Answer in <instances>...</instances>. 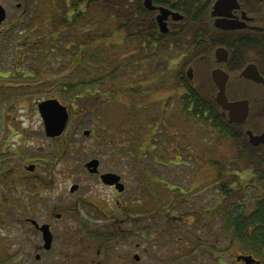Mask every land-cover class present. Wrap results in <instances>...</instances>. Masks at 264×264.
I'll return each instance as SVG.
<instances>
[{"label":"flooded vegetation","instance_id":"1","mask_svg":"<svg viewBox=\"0 0 264 264\" xmlns=\"http://www.w3.org/2000/svg\"><path fill=\"white\" fill-rule=\"evenodd\" d=\"M170 1H179L168 7L182 17L169 15V43L153 63L93 64L87 78L80 68L67 65L62 73L51 65L43 68L40 80L17 71L34 65L4 64L14 72L0 78L23 80L0 79V231L5 236L0 249L27 246L37 261L53 248L79 257L90 251L85 258L94 264H143L147 257L159 262L164 257L157 249L166 248L171 256L185 249L193 253L185 262L194 263L187 264L205 262L204 257L213 264H246L243 256H251L247 264H264L259 254L264 251H246L232 234L238 220L255 209L250 183L234 201L227 195L211 200L206 184H200L198 194L190 192L197 173L191 175L192 168L208 163L207 86L215 88L212 99L217 92L213 69L228 74L229 100L244 97L240 84L249 86L248 117L261 127L254 133L264 128V85L240 75L253 63L264 77V58L254 45L239 55L234 47L264 39V0H230L215 13V0ZM153 4L166 6L163 0ZM222 21L239 26L216 24ZM28 35L3 32L0 38L16 44ZM217 47L226 50L225 60L215 56ZM51 99L67 112L60 132L59 116L46 122L41 110L51 106ZM193 118L200 119L199 144L191 142V127L186 129ZM212 228L219 232L209 239ZM183 230L186 240L176 236ZM225 231L227 242L222 241Z\"/></svg>","mask_w":264,"mask_h":264},{"label":"trees","instance_id":"2","mask_svg":"<svg viewBox=\"0 0 264 264\" xmlns=\"http://www.w3.org/2000/svg\"><path fill=\"white\" fill-rule=\"evenodd\" d=\"M158 2L160 0H154ZM166 6L173 7L177 5L179 1L163 0ZM48 2V13L50 19L47 25H50L51 29L47 33H30L26 37H20L16 40V44L11 45L7 42L0 43V55L12 57V62L16 64H37L40 65V61L44 59L46 53H55L61 51L68 55L72 68H83L87 65L82 62L87 55V62L94 55L96 61H98L99 53H91L90 49L93 50L94 46L99 43H104L105 40L102 38L112 37L115 31L123 32L122 40H120L119 47L120 52L114 53L111 56V62L113 64L125 63L126 60L121 59L122 55L129 54L130 61L126 64H134L139 60L144 62H155L159 60L162 54L157 56V53H164L162 46L166 49L167 43H169V33L159 35L158 26L155 20V12L147 10L142 0H47ZM179 7V6H176ZM99 11L104 13L114 23V29L109 30L105 33H91V32H79L77 25L87 20L91 10ZM184 16H186L184 14ZM39 17H34V21L30 23L35 26V20ZM39 22L37 21V24ZM44 23V21H43ZM19 25V23H17ZM21 25V24H20ZM13 28H10L9 33H13ZM112 35V36H111ZM35 37V38H32ZM114 38V37H112ZM11 40V39H8ZM100 40V41H98ZM12 41V40H11ZM10 41V42H11ZM255 46L257 50L261 52L264 58V39L258 40L255 44L235 43L234 47L238 53H241L245 47ZM108 48V47H107ZM79 53L80 57L77 59L75 55ZM55 56L54 54H52ZM98 57V58H97ZM127 58V57H123ZM106 60V63H110ZM31 68L30 73L41 74V69ZM18 72L24 71V69H18ZM87 71V70H85ZM11 73V72H8ZM208 125L209 123L216 128L224 137L232 139L236 145L238 153L232 158L240 159L243 162L244 168H248L252 171L253 182L264 181V144L259 146L252 145L248 140L246 129L250 128L252 131L257 132L260 128L255 124L251 123V115L249 118L241 124L229 123L226 118L221 117L220 107L211 98L210 93L214 91L212 85H208ZM241 92V96L250 97L251 95L247 88L238 89ZM256 95L259 97V91ZM261 105H264L261 104ZM264 121V120H263ZM261 162V164H259ZM225 167V166H224ZM217 179L219 181L218 189H220L221 195H227V198H239L244 190V183L241 182L240 176L236 173L224 176L225 171L221 166L218 169ZM226 177V178H224ZM234 182H237L238 188L233 186ZM235 197V198H234ZM234 198V199H233ZM236 207V205H235ZM236 216V215H235ZM240 226L233 230V238L239 240L241 246L247 250L264 251V197L257 200L255 209L250 213L249 217H246L243 221L238 220ZM245 223V224H244ZM252 227V228H250ZM184 261H186L188 255H192V250H183L180 252ZM187 263H194L184 262Z\"/></svg>","mask_w":264,"mask_h":264},{"label":"rangeland","instance_id":"3","mask_svg":"<svg viewBox=\"0 0 264 264\" xmlns=\"http://www.w3.org/2000/svg\"><path fill=\"white\" fill-rule=\"evenodd\" d=\"M23 3V6L25 4L27 5L29 3V6L27 7L28 9V14H27V19H31L34 16H37L41 14L37 20H35V26H33L31 23L29 25H26L24 22V25H16V22L18 20L19 14L21 13V9L16 8V1L15 0H0V3L5 7L7 10V18L2 26L0 27V33H9L10 28H13V35H20V33H24L25 30L29 33H47L51 29L50 25H47L48 20L50 19L49 13H48V2L47 0H20ZM40 11V13H39ZM34 21V20H30ZM37 21L39 22L37 24ZM44 21V23H43ZM114 29V23L109 17H107L104 13L95 11L94 9L91 10L89 17H87V20L84 22H81L80 24L77 25V29L75 32L78 30L79 32H91V33H105L109 30ZM123 32H118L115 31L112 37L108 38H102L105 40V46L104 43H99L96 46H94L93 50L90 49L91 53H99V58L98 61L94 60L95 56L92 55L91 59H89V62H87V55L85 56L84 61L82 62L83 64L88 65V69L90 71V66L93 64L97 65H104V64H110L111 65H119V64H126L127 62L130 61L131 58H129L130 53H126L125 55L121 56V59L126 60L125 63H119V64H113L111 62L112 60L110 59L111 56L114 53L120 52L121 48L119 47L120 40H122ZM7 36V35H6ZM32 38H35L32 36ZM100 41V40H98ZM13 44V43H12ZM108 47V48H107ZM47 55L44 56V59L40 61V65L44 66H51V65H58V68L61 70L60 72L62 73H67L68 67L70 61L68 55L64 54L61 51H56L55 53H46ZM54 54L55 56H53ZM2 55L0 56V73L2 71H6L5 68H3L4 64L8 62L11 64L12 60L10 59L11 57L5 59L1 58ZM80 57V54L77 53L75 55V58L77 59ZM123 57H127L126 59ZM108 60L110 63H106L105 61ZM137 63H151V62H144L143 60H139ZM36 65L37 64H32ZM31 69V68H27ZM98 69V68H97ZM51 70V68H50ZM87 70V68H86ZM80 71V70H79ZM81 73H84L83 71H80ZM80 75H84L81 74ZM3 81L9 80V79H22V77L15 78V77H8V78H0ZM26 79H29L28 77ZM32 79H39V76L35 74ZM245 84V83H244ZM241 87L238 86V89L240 88H249L247 84L242 85L240 84ZM251 90L254 87H250ZM34 89V86L32 85V90ZM207 89L209 90V86H207ZM256 89L261 90L259 87H256ZM255 91V89H254ZM241 96V95H239ZM245 97V96H244ZM251 97V96H250ZM249 97V98H250ZM247 98V96L245 97ZM249 101V100H248ZM258 104H260V101H258ZM251 123L253 126H255V123L257 122V119H254L253 116L251 115ZM249 118V117H248ZM247 118V119H248ZM199 118H193L191 121V124L187 127L186 129L189 130L191 129V142L199 144V137L201 134L200 130V125H199ZM115 121V120H114ZM263 122V120H262ZM112 123L115 124L112 120ZM112 124V125H113ZM114 127V126H113ZM205 143L207 146L208 150V163L206 167H200L198 166L197 168H192L191 170V175L193 172L195 173V176L193 177V183L192 185L195 186L194 190H191L190 192H198L200 191V184L203 186L206 184V195H208L211 200L216 197V195H221L220 194V189H218L219 181L217 179L218 176V169L219 166L224 169L225 174L224 176H228L229 174H238L240 176V180L242 183L247 184L250 183V193L252 195H256L255 202L257 199H260L264 197V181L263 182H253V177L251 175V172L248 168H244L243 162L240 161V159H234L232 158L235 154L238 153L236 145L234 141L228 137H224L216 128H214L210 123L206 126L205 130ZM147 138L145 139L146 142ZM193 164V163H192ZM194 165V164H193ZM195 166V165H194ZM225 166V167H224ZM226 178V177H224ZM202 181V183H200ZM205 181V182H203ZM184 187L188 188L189 184L187 182H181ZM211 200L208 201L209 204L211 203ZM239 201V200H237ZM254 205L249 206V208H252ZM209 219V217H208ZM4 232V231H3ZM3 232L0 231V237L1 240L5 239V236L3 235ZM219 231L217 229L212 228L208 229L207 237L209 239H214ZM187 231H177L176 236L178 237L181 235L182 240L188 239V236L186 235ZM226 231L224 234V238L222 241L227 242L228 237L226 235ZM9 249H11V252L13 251L14 253H9ZM95 247L92 250L93 254L95 252ZM158 251L162 253L164 260L157 262L154 258H145L143 259V264H185L184 259L180 255L181 253L176 252L173 256H171L168 252H164L166 248H159L157 249ZM256 251V250H255ZM104 252H102L103 254ZM259 254H262L261 256L264 257V253L261 252ZM78 255V254H77ZM76 254H66L63 252H59L58 248H53L51 252H48L41 260H36L34 259V251L32 248H28L27 246L22 247V248H5L4 246L1 247L0 249V264H94L90 263L88 261L89 256H91L90 251L77 256ZM155 255H160L159 253L156 252ZM228 254H225L227 256ZM161 256V255H160ZM171 256L170 259H168ZM205 256V255H204ZM83 257H88L86 260L83 259ZM95 258H99V256H95ZM205 262H200L198 264H213L212 258H207L204 257Z\"/></svg>","mask_w":264,"mask_h":264},{"label":"water","instance_id":"4","mask_svg":"<svg viewBox=\"0 0 264 264\" xmlns=\"http://www.w3.org/2000/svg\"><path fill=\"white\" fill-rule=\"evenodd\" d=\"M230 0H215L214 4H213V12L215 13L217 12V10H220L221 8L225 7L227 5V3ZM153 1L152 0H143V5L145 8H147L148 10H155L158 9L159 12L156 15V21L158 24V28L160 30V32L162 33H166L168 31V26H167V19L169 17V15H171V17L173 19H179L182 17L181 14H179L178 12H174L172 11L170 8L165 7V6H161L160 5H154L152 4ZM17 6H20V3L17 4ZM6 18V10L3 7V5L0 3V24L5 20ZM218 26L220 27H238L239 25H236V22H234L233 25H228L227 23H225L224 21L221 22V24L216 23ZM254 28H256V30H262L263 28L260 26H254ZM215 56L219 59L221 56L226 57V50L223 47H217L216 48V53H214ZM211 75H212V79L214 81V83L216 84L217 87V92L215 94V101L218 104V106H220L221 110H222V114L224 116L227 115V122L229 123H243L247 116H248V112H249V101L247 98H238L235 100H229L227 95H226V87L224 84H226V80L228 77V74L223 71L220 68H216L213 69L211 71ZM241 76L251 79L257 83H262L264 85V77L260 74V72L258 71V68L255 64L250 63L248 65H246L241 73ZM50 104L51 106L49 108L46 109H42L41 110L45 113V120L47 121H51L53 116H59L58 118V124H57V132H60L62 130V128L64 127L63 124H65V120H66V116H67V112L65 110L64 107H61L58 103L57 100L51 99L50 100ZM57 109L59 110L58 114H57ZM49 128V127H47ZM246 133L248 135V139L249 142L253 145H258V144H263L264 143V129L261 133L259 134H254L250 129L246 130ZM46 242H48L47 244H45V248H49L50 247V236L49 237H45ZM243 260L246 262V264L252 260L251 256H243Z\"/></svg>","mask_w":264,"mask_h":264}]
</instances>
